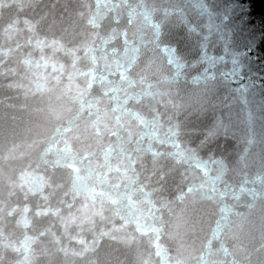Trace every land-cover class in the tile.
<instances>
[{
    "label": "water",
    "instance_id": "water-1",
    "mask_svg": "<svg viewBox=\"0 0 264 264\" xmlns=\"http://www.w3.org/2000/svg\"><path fill=\"white\" fill-rule=\"evenodd\" d=\"M0 264H264V0H0Z\"/></svg>",
    "mask_w": 264,
    "mask_h": 264
}]
</instances>
